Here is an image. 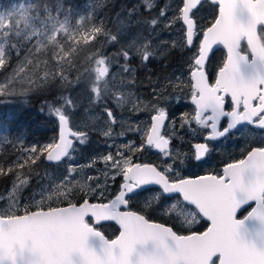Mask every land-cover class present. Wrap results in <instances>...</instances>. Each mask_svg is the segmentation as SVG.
<instances>
[{"label":"snow or ice","instance_id":"1","mask_svg":"<svg viewBox=\"0 0 264 264\" xmlns=\"http://www.w3.org/2000/svg\"><path fill=\"white\" fill-rule=\"evenodd\" d=\"M210 2L218 6V14L207 29H198L195 19L203 0H181L178 16L166 20L165 26L176 19L186 25L185 44L180 47H191L196 36L202 37L196 42L197 52L190 71L196 105L193 120L211 128L206 140H216L242 124L264 129V0ZM143 4L145 11L151 13L155 0H143ZM136 13L135 7L127 11L129 26L142 23L155 29L160 18L166 16V9L161 8L155 17L148 19ZM70 16L71 9L63 0H31L17 4L7 13L0 12V70L6 69L12 52L17 57L21 51L25 52L8 79L0 84V96L72 86L70 76L76 66L69 57L77 53L76 45L81 41L87 44L95 40V51L89 57H95L91 99L105 101L110 94L122 107L130 102L129 96L111 91L109 82L118 76L122 82L126 73L127 82L134 84L132 64L137 58L146 66L150 60L169 52L168 48L161 50L143 37L139 38L142 40L139 44L136 39L121 44L122 27L113 33L102 21L85 24L84 17H80L73 27ZM104 44H117V55L102 54ZM216 45L227 49V59L215 83L209 84L205 63ZM171 47L175 48V43ZM79 79V75L75 76L76 82ZM181 83L179 77L164 81L173 88ZM161 88L168 91L163 85ZM156 92L154 88L153 93ZM226 97L231 99V111L225 110ZM159 98L154 95V99ZM60 99L63 101L60 106L48 105L59 120V142L43 148H26L28 155L22 162L0 167V176H15L7 205L0 207V264H264V146L250 148L242 158L228 163L221 174L180 178L174 165H183L186 159L203 162L211 147L207 142L198 143L191 157L170 149L171 138L161 134L166 112L153 106L155 114L143 134V142L139 145L128 142L120 147L128 153L155 148L165 157H172L171 163L163 168L133 163L132 155L118 149L115 154L109 152L99 157L104 168L98 175L88 174L84 182L78 178L77 168L81 167L78 165L68 166L62 177L53 179L50 173H41L34 166L42 158L56 164L71 158L72 141L65 137L69 123L65 109L73 101L67 96ZM132 107L139 110L135 102ZM104 112L109 127L103 135L111 137V125L117 118L107 106ZM221 117L228 118L223 127L219 126ZM184 123L188 121H183L181 127ZM128 130L139 131L131 127ZM71 135L80 144L87 143V132ZM96 162L94 158L87 167H94ZM33 175L37 177V189L30 191L31 199L21 202ZM117 177L122 182L113 198L107 203L89 202L90 194L102 197ZM45 178L51 183H42ZM145 191L149 194L145 207L155 203L182 224L191 226L206 220L209 226L203 232L182 235L172 227L151 221L142 212L131 210L130 202ZM79 193H83L81 202H73ZM65 202L66 206H62ZM89 217L94 218L92 222ZM102 221L118 224L119 234L113 239L106 237L96 226Z\"/></svg>","mask_w":264,"mask_h":264},{"label":"flooded vegetation","instance_id":"2","mask_svg":"<svg viewBox=\"0 0 264 264\" xmlns=\"http://www.w3.org/2000/svg\"><path fill=\"white\" fill-rule=\"evenodd\" d=\"M162 2L165 4V0H162ZM207 3L213 5L209 0H205L202 6L196 10V25L200 30L207 29L214 21L211 20L207 23L206 21L198 19L199 11ZM165 5L167 6V4ZM179 5L180 3L178 2L176 7L169 11L166 17L161 18V22L155 29L149 28L142 23H133L131 26L127 24V27L130 28L131 31H133V29L137 32L139 30L140 32L144 31L143 36L150 40L152 39V44L157 45L159 49H169L168 54L150 60L146 66L141 64L137 58L132 64V67L135 69L134 84L127 82L129 77L126 73L123 74L122 82L119 76L115 81L109 82L108 87L111 91H118L129 96V103H125L122 107L118 106L115 100L111 99L110 94L105 101H93L91 99L94 95L91 92L93 77L91 71L92 66L86 67L79 73L78 70L74 68L70 76V79L73 80L72 86L65 85L63 87H55L54 105L60 106L63 102L60 99L62 96L70 97L73 101V105L65 109L66 114L69 115L68 125L73 132H87L88 136L87 143L80 144L77 137L72 135L73 147L70 156L78 154L81 156L82 162H87V165L95 158L97 159L96 163H98V166L104 167L103 162H99V155L103 156L109 152L115 154L119 149L125 151L126 154L132 155L133 163L150 164L158 168H163L165 164L171 163L172 157H165L163 153L155 148L145 147L142 152L128 153L127 149L120 147L128 142H132L134 145H139L143 142V134L147 132L148 127L152 123L151 117L155 114L153 106L163 108L166 112L167 119L164 122V128L161 129V134L171 138V143L169 145L170 149L178 150L180 153L191 157L195 151L196 144L207 142L211 147V151L207 154L203 162L198 163L194 160L186 159L183 165H174V167H178L177 176L180 178L195 179L199 176L208 174H221L223 168L228 163L242 158L250 148L264 146V129H260L256 125L242 124L226 137L217 138L216 140H206V136L211 133V128L202 127L193 120V116L196 112V105L193 103L192 99V84L194 81L191 79L190 71L192 58L197 52L196 42L202 37L199 35L196 36L191 47H180L182 44H185L186 25L183 24L182 20L176 19L170 26H165L166 20L178 16ZM216 7L218 8V6ZM141 14L143 13H138L139 17L142 19H148L145 18L147 17L145 15H152ZM111 31L117 33L115 20L112 23ZM119 42L121 43V41ZM141 42L142 40L137 42V44ZM173 43L176 45L175 48L171 47ZM117 47V44H104L100 51L102 54L115 55L117 54ZM11 55L12 57L17 56L15 52H12ZM226 59L227 52L218 49L214 51L207 60L205 63V71L209 84L215 83L218 71ZM114 70L117 73L119 72L118 67ZM80 74L82 84L87 81L85 85H78L75 81V76ZM171 77H179L182 83L178 88H173L172 85L164 84L165 79ZM162 85L168 89L167 92L163 91L161 88ZM154 88L157 89L155 94L153 93ZM154 95L160 98L154 99ZM225 99V110L231 111V99L230 97H226ZM133 102L139 106V110H135L132 107ZM105 106L111 108L113 114L117 118V122L111 125V137L103 135L105 129L109 127L107 116L104 112ZM87 115L96 117L97 122H88L86 119ZM204 115L206 116L207 113ZM227 119L226 117H221L219 126L223 127ZM183 121H188V123H184L181 127ZM129 127L133 129L138 128L139 131H129ZM121 132H123V135H120ZM59 134L60 124L58 117H56V138L54 143H57ZM32 146L34 145L29 142L26 144V148ZM23 152H25L24 149ZM66 160H68L67 157L59 164H49V168L55 169L61 167L66 163ZM95 172L96 174L98 173V171ZM121 182V178L117 177L116 181L109 187L110 191L107 192V197L102 198V200H95L92 198L89 199V201L92 203H107L114 197ZM79 195L83 198V194L79 193ZM148 195V192L145 191L142 195L133 199L129 205L130 209L142 212L151 221L172 227L174 231H176V228L177 230H182V224L172 215L166 214V211H163V209L157 208L155 210H148L146 209L148 207L142 205L143 202L141 201L145 200V197ZM73 201L77 203L75 198ZM202 222V226L197 227L192 232L205 231L209 225L204 220Z\"/></svg>","mask_w":264,"mask_h":264},{"label":"trees","instance_id":"3","mask_svg":"<svg viewBox=\"0 0 264 264\" xmlns=\"http://www.w3.org/2000/svg\"><path fill=\"white\" fill-rule=\"evenodd\" d=\"M31 0H0V9H9L14 4ZM138 0H63L66 7L71 9V19L79 18L84 15V23L90 24L102 21L104 26L111 30L112 23L116 17V13L124 8L133 7L138 4ZM215 8V14L212 16L214 20L217 16L218 8ZM140 13V12H139ZM139 16L138 14H136ZM97 39H100L98 37ZM96 45V41L92 40L85 44L83 41L77 47V53H74L70 59H73L75 69L78 73L86 67L93 64L92 55ZM24 51H21L19 57L15 56L10 59V63L5 70H0V83L16 67L17 63L23 59ZM50 56V53H49ZM20 89H17L19 92ZM55 88L50 90H33L25 95L0 96V167L8 166L22 162L28 155L23 152L26 144L29 142L37 148H43L49 143H54L56 138V116L50 112L48 105H54ZM55 106V105H54ZM28 117V119H27ZM26 118V119H25ZM49 164L43 158L38 161L34 167L42 173L49 168ZM37 177L32 176L31 181H36ZM14 174L0 176V197L6 193L7 189L14 182ZM33 189L31 186L30 190ZM28 192V191H27ZM26 192V194H27ZM82 197L76 194L75 201L81 202ZM66 202L64 205L65 206ZM91 222V220H89ZM100 230L110 239L117 235L118 229L115 225L106 224L100 227ZM178 234L187 235L185 229L177 230ZM192 233V232H191Z\"/></svg>","mask_w":264,"mask_h":264},{"label":"rangeland","instance_id":"4","mask_svg":"<svg viewBox=\"0 0 264 264\" xmlns=\"http://www.w3.org/2000/svg\"><path fill=\"white\" fill-rule=\"evenodd\" d=\"M140 2H138V4H135V5H132L133 7H135L137 9V13L138 14L139 12L143 13V14H152V15H145L147 17L145 18H150V17H155L158 12L160 11L161 8H165L166 9V16L168 15V12L173 10L177 3H181V0H165V4H167V6L162 2V0H155V7H153V9L151 10V13H148L145 11L144 9V4H143V0H138ZM20 3H27L26 1H22ZM20 3H17V4H20ZM17 4H14L13 6H11L9 9L7 8H1L0 9V12H4V13H7L8 11H11L12 8L14 6H16ZM133 7H129V8H124L122 11L116 13V17L114 18L115 20V25L117 27V31L118 29H121L122 27V31H123V34L119 36V41H121V44L122 43H125V42H131L133 39H136V43L139 42L141 39H139L140 37H143L145 38L143 35H144V31H141L140 30L137 32L136 30L133 29V31H131L130 28L127 27V11L130 9V8H133ZM117 14H119V17L117 16ZM141 14V15H143ZM215 14V8L213 7V5L207 3L203 6V8L199 11V14H198V19H200L201 21H206L207 23L210 22L212 19V16ZM165 16V17H166ZM80 17H84L83 16H80ZM79 17V18H80ZM15 17H13L14 19ZM79 18H76V19H70V25L71 26H76L77 23H78V20ZM161 18H164V17H161ZM160 18V19H161ZM153 35V34H152ZM151 35V36H152ZM60 37H58L59 39ZM152 40V39H151ZM117 55V54H115ZM118 58V57H117ZM94 65L92 64V67ZM82 74V73H81ZM81 74L79 75L80 79H79V82H76L78 83V85H81L82 84V81H81ZM11 74H9L10 76ZM8 75L2 80V83L5 82V80L8 79L9 77ZM87 83L84 82L82 85H85ZM19 89V88H18ZM87 121L88 122H91L93 121V123H96V117H92V116H89L87 115L86 117ZM71 158H68V160H66V163L64 165H62L61 167H58V168H48L47 171L48 173H50L53 177V179H55L56 177H62L65 172L67 171V168L68 166H81L79 168H77V172L79 173V179L81 180V182H84L85 180V177L88 175V174H93V175H98L99 174V170H102L104 167L103 166H98V163H95L94 167H87V162H82L81 160V156H79L78 154H74V155H71L70 156ZM99 157H101V155H99ZM100 162V160H99ZM45 171H43L42 173H44ZM95 171H98V173L96 174ZM36 181H31L30 184H29V188L25 189L24 190V194L23 196L21 197V202H23V200L25 198L27 199H31V196H30V188L31 186H33V189H37V178L35 179ZM92 183H95V181H91ZM42 183H45V184H50L51 181L47 180L46 178L42 181ZM113 183L110 182V185L109 187L112 185ZM13 183L11 184V186L7 189L6 193L3 194L1 197H0V207H5L7 205V198H8V195L10 194V189L12 187ZM107 189V191L104 192V195L102 197H99L97 198V196L95 194H90L87 198L88 199H95V200H102V198L104 197H107L108 196V191H110V189ZM28 191V192H27ZM27 192V194H26ZM80 194H83V193H80ZM94 201V200H93ZM74 202V201H73ZM143 202L142 205L145 206V200L141 201ZM157 208H160L157 204L153 203L152 206L146 208L148 210H155ZM163 211H166V209H163ZM203 220H200L199 222L191 225V226H188V225H185V224H182V228L183 230L185 229L186 231H188L189 233H191L194 229H196L197 227H200L202 226Z\"/></svg>","mask_w":264,"mask_h":264},{"label":"water","instance_id":"5","mask_svg":"<svg viewBox=\"0 0 264 264\" xmlns=\"http://www.w3.org/2000/svg\"><path fill=\"white\" fill-rule=\"evenodd\" d=\"M205 0H203V2H204ZM210 1V0H209ZM211 3V2H210ZM214 5V4H213ZM218 49H222V50H224V51H226L227 52V49L226 48H224L223 47V45H216V46H214L213 47V49H212V51L209 53V55H208V58H207V60L210 58V56L212 55V53L214 52V51H216V50H218ZM207 62V61H206ZM73 131H72V129L70 128V126L69 125H67V127H66V129H65V137H66V139L67 140H70V141H72V147H73V140H72V135H71V133H72ZM59 139H60V134H59ZM59 139H58V141H57V143L59 142ZM72 149V148H71ZM71 149L69 150L70 152H71ZM65 159V158H64ZM47 163L48 164H56V163H54V162H49V161H47ZM151 187H156V186H151ZM90 202V201H89ZM90 203H92V202H90ZM251 206V205H250ZM121 210H124L123 208L121 209ZM239 215V214H238ZM88 219H91L92 221H93V219L94 218H92V217H89ZM205 222H207L206 220H204ZM107 223H110V224H113V225H115L118 229H119V232H120V227H119V225L118 224H116L114 221H102L100 224H98V225H96L97 227H99L100 225H102V224H107ZM208 223V222H207ZM209 225V224H208ZM167 226V225H166ZM174 230V229H173ZM119 234V233H118ZM105 235V234H104ZM188 235V234H187ZM106 236V235H105ZM107 237V236H106Z\"/></svg>","mask_w":264,"mask_h":264}]
</instances>
